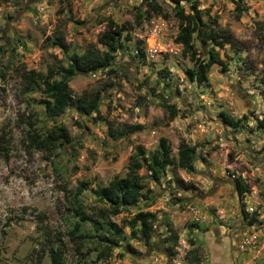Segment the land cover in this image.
<instances>
[{"label":"rangeland","instance_id":"obj_1","mask_svg":"<svg viewBox=\"0 0 264 264\" xmlns=\"http://www.w3.org/2000/svg\"><path fill=\"white\" fill-rule=\"evenodd\" d=\"M151 2L161 14L142 0H0V264H48L46 254L39 256L40 224L56 237L64 264H149L154 258L156 264H196L195 256L199 264H264V0L179 2L185 11L194 4L210 27L232 37L231 44L214 46L223 63L209 67L208 86L189 82L183 72L191 61L173 42L172 3ZM108 19L125 28L123 47L108 68L79 72L68 81L74 98L99 93L97 113L84 115L68 106L49 117L43 85L24 92L20 74L57 71L68 55L96 41ZM58 35L61 48L52 44ZM194 41L197 55L206 59L210 43ZM161 101L175 105L172 120ZM219 111L240 118V126L223 123ZM105 121L116 129L140 128L111 139ZM55 127L65 130L66 142L55 138L53 146L38 145L31 138H54ZM160 137L173 156L180 139L196 143L193 169L167 166L153 181L142 167L143 196L108 216L121 229L118 246L102 260L95 258L93 249H103L96 238L77 252L67 234L75 207L96 213L101 205L92 190L123 176L136 148L147 157ZM235 177L249 187L240 201L247 213H255L253 222L240 214ZM138 210L155 214L150 246L129 237L125 222ZM82 226L95 233L89 222ZM220 236L225 250L221 246L222 254L212 255Z\"/></svg>","mask_w":264,"mask_h":264},{"label":"trees","instance_id":"obj_2","mask_svg":"<svg viewBox=\"0 0 264 264\" xmlns=\"http://www.w3.org/2000/svg\"><path fill=\"white\" fill-rule=\"evenodd\" d=\"M149 7V10L156 15L161 14L156 3L152 0H142ZM172 3L173 16L177 20V31L173 38V42L180 45V52L184 57H188L191 61V66L184 69V74L189 82H194L196 85L204 84L208 86L207 72L212 64L222 65L223 61L219 58L218 53L214 51V46H222L224 44H231L232 37L229 32L217 27H210L206 20L202 19V12L196 9L194 4L188 5V10L185 11L180 5L181 0H167ZM235 7L238 9V5ZM165 16V15H164ZM125 28L117 25L111 19H108L105 29L97 35L96 41L85 45L83 51L79 54L71 53L66 58L65 66L58 67L57 71L48 68L44 75L23 70L20 74L22 90L28 92L34 89L37 84H42L46 94L47 100L43 101L44 108L49 117H54L60 114L66 107L73 106L77 111L84 115L97 113V103L99 100V93L95 92L92 96L74 98L68 81L76 73H93L102 71L108 68L114 58L116 51L123 47L119 38ZM62 36L58 35L52 41L54 46L61 48ZM201 43L209 42L211 47L207 51V58L202 60L197 55L195 41ZM141 57L144 53L140 48H136ZM163 70V69H162ZM108 73H112L111 69H107ZM160 72V71H159ZM162 73V71H161ZM59 74L60 78L56 79L54 76ZM163 73L162 76H165ZM161 106L167 113V119L170 121L177 116V109L175 105L161 101ZM219 116L223 123L232 127L238 128L241 119H234L225 111H219ZM98 115H94L97 118ZM108 136L111 139H116L123 136L127 132H132L140 128L139 124L121 125L118 129L114 128L112 124L105 121ZM264 126V125H262ZM57 130L56 137L46 135L42 139H35L36 136L31 135L38 145L53 146L55 138L61 142H66L67 137L65 130L55 127ZM197 144H190L184 139H180L176 146L175 156L171 154V149L167 144L165 138L160 137L157 141L156 147L152 152L144 157L143 151L140 147L135 150V157L130 159L123 176L113 177L106 185L96 187L92 190L96 201L101 205L96 213H86L80 205L75 207L76 217L72 228L68 231V237L77 252H80L83 244L88 239L96 238L97 244H102V250L93 249L96 254L95 258L107 259L111 255V248L118 246L121 240V229L117 227L116 223L110 221L108 216H115L125 208L133 206L143 196L145 184L142 181V176L138 171L144 167L148 175L153 181L159 179L163 174L165 167L176 166L186 172L193 169V162L196 160ZM233 185L235 193L240 202V210L243 218H248L249 222L255 221V213H247L241 203V198L249 192V187L238 177L233 178ZM84 189V186L82 187ZM80 191V188L78 189ZM147 190V189H146ZM156 220L155 214L151 211L135 212L132 217L125 222L129 229V237L139 239L144 246H150V239L153 236L152 223ZM89 222L94 234L83 229L82 223ZM166 231L173 241H176L175 233H170L172 227L169 221L164 223ZM40 231L43 240L39 243V256L46 254L48 257V264H64L63 253L56 243V237L44 225L40 224ZM171 234V235H170ZM192 246L193 242L189 241ZM129 251H134L132 247L127 246ZM37 250V251H38ZM168 254L172 255L170 248H167ZM191 252L196 251L195 247L190 249ZM196 264L200 260L195 259Z\"/></svg>","mask_w":264,"mask_h":264},{"label":"crops","instance_id":"obj_3","mask_svg":"<svg viewBox=\"0 0 264 264\" xmlns=\"http://www.w3.org/2000/svg\"><path fill=\"white\" fill-rule=\"evenodd\" d=\"M213 244V243H212ZM213 245H217L218 246V249L217 250H219V248H221V246L223 245V243L222 242H220V243H217V244H213ZM211 249H212V247H211ZM211 253L213 252V253H215V254H217V253H219V252H221V254H222V250H219V251H214V250H211L210 251ZM213 253H212V255H213ZM227 258V257H226ZM155 259V258H154ZM154 259H152V260H150V262L149 263H151ZM157 260V259H156ZM157 264H159V263H157Z\"/></svg>","mask_w":264,"mask_h":264},{"label":"flooded vegetation","instance_id":"obj_4","mask_svg":"<svg viewBox=\"0 0 264 264\" xmlns=\"http://www.w3.org/2000/svg\"><path fill=\"white\" fill-rule=\"evenodd\" d=\"M240 214H241V211H240ZM241 215H242V214H241ZM220 237H221V236H220ZM220 242H222V243L224 242L223 237H221V238L219 239L218 243H220ZM222 246H223V248H224V249H223V251H224V250H225V245H224V243H223ZM223 255H224V253H223Z\"/></svg>","mask_w":264,"mask_h":264},{"label":"built area","instance_id":"obj_5","mask_svg":"<svg viewBox=\"0 0 264 264\" xmlns=\"http://www.w3.org/2000/svg\"><path fill=\"white\" fill-rule=\"evenodd\" d=\"M156 262H157V260L156 259H154L151 263H149V264H156Z\"/></svg>","mask_w":264,"mask_h":264}]
</instances>
